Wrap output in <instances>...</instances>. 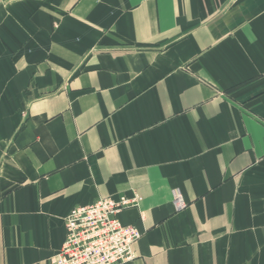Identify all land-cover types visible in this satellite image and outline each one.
<instances>
[{
    "label": "crops",
    "instance_id": "crops-1",
    "mask_svg": "<svg viewBox=\"0 0 264 264\" xmlns=\"http://www.w3.org/2000/svg\"><path fill=\"white\" fill-rule=\"evenodd\" d=\"M121 195L125 264H264V0H0V264Z\"/></svg>",
    "mask_w": 264,
    "mask_h": 264
},
{
    "label": "built area",
    "instance_id": "built-area-1",
    "mask_svg": "<svg viewBox=\"0 0 264 264\" xmlns=\"http://www.w3.org/2000/svg\"><path fill=\"white\" fill-rule=\"evenodd\" d=\"M141 200L139 195L104 196L74 207L66 219L63 244L51 256V264H125L135 259L141 233L134 225L124 224L119 215L139 206Z\"/></svg>",
    "mask_w": 264,
    "mask_h": 264
}]
</instances>
